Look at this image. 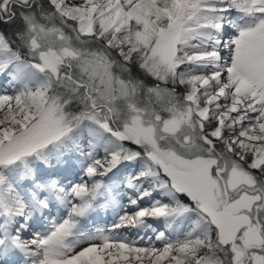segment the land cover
I'll list each match as a JSON object with an SVG mask.
<instances>
[{
	"label": "snow or ice",
	"instance_id": "snow-or-ice-1",
	"mask_svg": "<svg viewBox=\"0 0 264 264\" xmlns=\"http://www.w3.org/2000/svg\"><path fill=\"white\" fill-rule=\"evenodd\" d=\"M0 264H264V0H0Z\"/></svg>",
	"mask_w": 264,
	"mask_h": 264
},
{
	"label": "bare ground",
	"instance_id": "bare-ground-1",
	"mask_svg": "<svg viewBox=\"0 0 264 264\" xmlns=\"http://www.w3.org/2000/svg\"><path fill=\"white\" fill-rule=\"evenodd\" d=\"M93 219L96 225L104 226L112 221V216L110 213L108 215H105L103 212H101L99 216L94 217ZM123 234L128 235L130 239H137V235L134 231L125 232Z\"/></svg>",
	"mask_w": 264,
	"mask_h": 264
}]
</instances>
